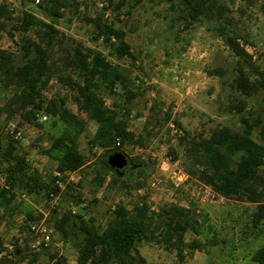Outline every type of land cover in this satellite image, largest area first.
<instances>
[{
	"label": "rangeland",
	"instance_id": "374dc122",
	"mask_svg": "<svg viewBox=\"0 0 264 264\" xmlns=\"http://www.w3.org/2000/svg\"><path fill=\"white\" fill-rule=\"evenodd\" d=\"M69 1L78 3L79 9L77 12L74 8L65 10V16L58 21L61 43H57L52 51L53 77L44 92V99L68 97L67 105L77 116V124L84 129L78 135V144L87 164L81 171L68 174L72 194L81 193L83 203L76 205L65 194L48 199L44 192H19L9 206H0V260L28 264V260L33 259L29 249L35 237L27 232L26 225L29 216L38 219L42 215V220L45 219L54 230V245L42 252L33 264H49L54 260L53 256L63 264H77L74 246L63 240L53 227L56 220L70 211L87 219L93 218L102 229L118 205L132 209L135 203L146 197L155 210L171 203L192 207L203 221L205 234L201 241L207 243L202 251L193 254L186 249L185 259L181 261L175 251L155 242L143 241L139 249L149 264H257L252 261V256L264 244V223L258 227L252 223L256 206L225 199L210 187L189 178L184 167V152L178 146L180 137H208L217 127L240 132L241 117H248L254 123L259 115L263 124L255 128L253 139L264 145V91L248 98L232 88L238 59L218 37L216 19L201 18L190 22L178 0H126L120 8V0ZM209 1L215 8V16H221V24L241 37L242 43L248 44L246 48L253 55L254 62L264 68V0ZM172 3L176 5L172 6ZM2 5L13 8L15 14L6 30L0 27V51L13 53L17 63L22 64V38L34 37L35 33L20 32L17 17L22 11L42 19L45 15L41 4L35 2L0 0ZM98 17L127 33L126 41L135 59L119 60L110 55L94 25L88 22V19ZM76 47L101 51L111 63L128 72L130 89L136 97L125 103L130 111L126 121L135 140L125 146L117 144V147L130 161L146 163L142 170L127 172L125 181L129 189L99 188L94 184L96 164L104 156V151L92 144L97 127L78 111L72 101V90L61 80L66 76L79 80L78 72L67 64ZM217 69L222 74H212ZM11 94L12 89H6L1 80L3 149L9 142L13 143L31 169L41 175L42 181L50 182L57 175V162L46 155L45 150L51 146L52 138L75 129L51 117L45 123L38 119L29 120V110L8 117L7 101ZM104 96L107 105L114 109L111 97ZM168 115L171 117L169 122L166 121ZM11 131H21L24 139L16 142L10 138L8 141ZM7 167L0 152V188L5 187ZM138 181L143 183L142 189L137 188ZM194 238L196 236L188 233L187 245ZM16 248L23 249L29 259L19 262L13 255Z\"/></svg>",
	"mask_w": 264,
	"mask_h": 264
},
{
	"label": "trees",
	"instance_id": "16d2710c",
	"mask_svg": "<svg viewBox=\"0 0 264 264\" xmlns=\"http://www.w3.org/2000/svg\"><path fill=\"white\" fill-rule=\"evenodd\" d=\"M41 1L39 5L41 4L45 19L27 11H22L17 17L20 32L35 33L34 37L22 38L20 49L23 63L18 64L13 53L0 51V81H4L6 89H12L7 101L8 117H14L21 110H29L28 119L36 121L37 113L44 110L51 118L63 121L75 130L65 131L60 137L52 138L51 146L45 150V154L57 162V175L50 182L42 181L41 175L31 169L13 143L9 142L3 149L0 133V152L8 165L4 172L5 187L0 188V206H9L19 192H44L48 199L65 194L76 205L83 203L81 193L72 194L73 187L68 182V174L81 171L87 164L78 144V135L84 129L80 123L77 124V116L69 109L68 97H52L48 101L44 99V92L53 77L52 51L57 43H61L59 37L62 33L57 28L58 21L65 16L67 9L74 8L77 12L79 4L69 0ZM125 1L120 0L118 8ZM178 3L190 22L201 18L216 19L218 22V37L238 59L237 75L232 88L248 98L264 91V68L256 65L253 55L246 48L248 44L242 43L241 37L221 24V16H215L213 4L209 0H178ZM175 5L172 3V6ZM14 14L8 6H0V27L3 30L7 29ZM88 22L94 25L97 35L112 57L119 60L135 59L131 46L126 41L127 33L123 29L116 28L101 17L88 19ZM70 57L67 64L78 72L79 80L74 81L69 76L61 77V80L72 90V101L78 111L95 123L97 128L92 144L104 151V156L96 164L98 169L94 184L99 188L129 189V184L125 181L127 172L142 170L146 163L142 160L138 163L131 161V167L122 171L114 170L108 165L109 156L123 153L117 147L118 142L120 146H125L135 140L126 121L130 111L125 103H130L136 97L130 89L128 72L120 65L111 63L103 52L91 48L76 47ZM212 74L220 75L222 71L217 69ZM104 94L111 97L114 109L107 105ZM170 120L168 115L166 121ZM240 122V132L228 127H217L208 137H180L178 146L184 152V167L189 178L210 187L225 199L254 204L256 209L252 214V223L258 227L264 223V145L256 142L253 134L255 128L263 124V120L259 115L253 123L244 116L240 118ZM10 138L8 141H11ZM136 184L138 189L143 188L142 182L138 181ZM62 186L65 188L62 189ZM28 220L26 230L31 234V225L40 222L42 215L38 219L29 216ZM53 227L63 240L74 246L77 264H149L139 249L143 241L163 245L175 251L180 260L184 261L186 249L193 254L197 250L202 251L207 244L201 241L205 234L203 221L192 207L171 203L155 210L146 197L135 203L132 209L118 205L111 211L110 218L102 229L93 218L87 219L70 211L56 220ZM188 233L196 238L187 245L185 239ZM29 251L32 252L33 259H29V255H25L21 248H16L13 255L19 262L29 259L28 264H33L42 252L31 247ZM59 261L62 263L60 259ZM252 261L264 264V244L254 253ZM11 262L8 259L0 260V264Z\"/></svg>",
	"mask_w": 264,
	"mask_h": 264
},
{
	"label": "built area",
	"instance_id": "2783aa9c",
	"mask_svg": "<svg viewBox=\"0 0 264 264\" xmlns=\"http://www.w3.org/2000/svg\"><path fill=\"white\" fill-rule=\"evenodd\" d=\"M35 3L39 4L40 0H35ZM13 10V8H11ZM37 118L41 123L48 122L50 116L44 110H41L37 113ZM9 137L14 139V141H22L24 139L23 133L21 131H11V134H8ZM120 145V143H117ZM30 232L33 237H35V242L31 244V249L35 251H48L54 245V230L53 228L49 227L46 223L45 219L41 220L40 222L34 223L30 227ZM49 264H63L59 261V259L52 260Z\"/></svg>",
	"mask_w": 264,
	"mask_h": 264
},
{
	"label": "water",
	"instance_id": "95a60500",
	"mask_svg": "<svg viewBox=\"0 0 264 264\" xmlns=\"http://www.w3.org/2000/svg\"><path fill=\"white\" fill-rule=\"evenodd\" d=\"M128 164V157L122 152L115 153L108 158V165L114 170L122 171Z\"/></svg>",
	"mask_w": 264,
	"mask_h": 264
},
{
	"label": "flooded vegetation",
	"instance_id": "af4514ba",
	"mask_svg": "<svg viewBox=\"0 0 264 264\" xmlns=\"http://www.w3.org/2000/svg\"><path fill=\"white\" fill-rule=\"evenodd\" d=\"M128 161H129V164H128V166L126 167L127 169L130 168L131 165H132V162H131L129 159H128ZM126 168H125V169H126Z\"/></svg>",
	"mask_w": 264,
	"mask_h": 264
}]
</instances>
